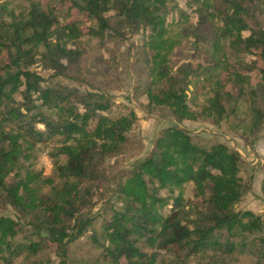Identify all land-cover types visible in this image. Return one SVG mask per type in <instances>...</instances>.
Returning a JSON list of instances; mask_svg holds the SVG:
<instances>
[{"label": "trees", "instance_id": "obj_1", "mask_svg": "<svg viewBox=\"0 0 264 264\" xmlns=\"http://www.w3.org/2000/svg\"><path fill=\"white\" fill-rule=\"evenodd\" d=\"M68 1L96 23L97 28L89 27L93 34L102 33L108 27L121 34L147 31L145 44L154 52V37L164 35L166 31L164 22L170 11L167 0ZM215 3L217 5H212L214 10L211 14L214 12L225 25L238 30L235 36H229L231 53L236 55L248 51L263 61L262 67H258L254 60L246 65L248 69L257 68L260 76V84L250 87L252 98L248 100L241 96L243 86L239 85V91L234 94L230 88L219 84L220 87H214L212 96L207 99L208 113L190 112L186 94L190 77L217 68L221 56L216 42L221 36L228 37L227 32L218 33L211 21L208 24L210 27L201 28L194 36L196 45L204 54V64L192 70L191 65L186 63L174 74L162 67L160 80H148V105L167 106L178 123L205 115L206 121L217 125L220 120H237L240 105L248 103L258 122L264 121V26H251L248 20L256 13L264 12V0H217ZM110 10L114 12L113 22L106 16ZM28 15L25 22L0 21V121L16 125L23 138L46 142L59 137L64 143L69 142L64 150L66 161L57 168L59 174L72 180L70 185L74 192L64 198L62 213L34 214L33 220L27 222L32 226L30 233L35 239L27 236L29 233L25 234L18 222H12L3 230L0 219L2 263L13 264L19 256L35 255L42 243L52 242L63 258L61 264H66L68 244L93 226V216L84 215L82 210L84 206L91 205L93 188L100 186L103 194L112 195L103 203V211L108 210L109 215L101 217L99 236L93 232L90 237L100 249L101 257L109 264H155V249L169 252L178 259H185L199 251L232 253L249 249L260 264H264L263 237L259 239V248L246 247L247 244L237 240L238 235H242L239 229L244 216H249L253 225L264 229V219L251 211L236 212L233 209V203L248 189L237 176L240 154L224 142L199 138L198 134L174 124L159 132L147 156L132 161L120 175L119 172H107L105 159L117 152L126 141L127 130L120 121L97 114V111L112 105V97L98 91L82 92L63 84L41 86L43 78L22 65L23 61L33 56L23 46L30 40L31 34L40 39L45 48V58L59 73H63L59 60L69 57L73 51L49 40L51 30L60 28L52 12L33 4ZM205 19L199 16V23L206 22ZM243 30H248L249 34L242 36L240 32ZM28 32H31L29 36ZM155 56V53L151 56L150 70L155 67ZM158 81H163L164 87H152ZM22 82L25 112L14 104L11 97ZM33 93H37L35 99L41 100V104L52 113L38 110L36 114H31L37 109L31 98ZM95 117L96 125L89 129L88 123ZM37 122L44 129L36 128L34 123ZM233 126L231 131L242 136L243 133L235 131L236 126ZM91 132L98 140L87 139ZM18 148L10 136L0 141V196L4 195L10 203L14 202L19 188L26 185L20 180L6 181L10 163L16 161V154L19 153ZM187 182L195 185V195L201 199L192 217L184 213L182 196L170 194ZM163 189L169 195H161L160 190ZM262 189L264 192V181ZM169 198L173 200V205L164 213ZM23 208L26 209L24 205ZM43 232L45 234H41ZM19 233L23 235L21 240L16 239Z\"/></svg>", "mask_w": 264, "mask_h": 264}, {"label": "rangeland", "instance_id": "obj_2", "mask_svg": "<svg viewBox=\"0 0 264 264\" xmlns=\"http://www.w3.org/2000/svg\"><path fill=\"white\" fill-rule=\"evenodd\" d=\"M215 2L217 0H167L170 11L164 22L166 31L164 35L154 37V52L145 44L147 31L121 34L108 27L102 33L93 34L89 27L97 28L96 23L79 12L68 0H2L0 21L25 22L33 4L46 12H52L57 17L60 28L52 29L48 38L52 43L59 42L73 51L69 57L59 60L63 73L50 66L40 39L31 32L27 34L28 36L31 34L32 37L23 46L24 50H30L33 56L28 61H23L22 65L43 78L40 83L43 87L63 84L76 87L82 92L92 90L112 97V105L106 110L97 111V114L105 115L112 121H120L127 130L126 141L120 145L117 152L108 155L105 159L107 172L112 174L119 172L120 175L121 171L129 168L132 161L148 155L159 132L177 124L192 134H198L199 138L224 142L240 154L237 176L248 189L238 201L233 203V209L236 212L251 211L263 220L264 121L258 122L249 108L250 105L248 103L240 105V115L237 120L232 121L228 118L217 121V125L206 121L205 115L178 123L167 106L148 105L149 98L146 93L148 80H160L162 67L170 74H174L183 64H190L192 70L199 64H204V54L196 45L194 36L201 28L210 27L208 24H211V21L214 22L218 33L227 32L228 37L221 36L216 42V49L221 56L217 68L190 77L186 89L190 112L208 113L207 99L212 96L214 87H220L219 84L227 89L230 88L234 94L239 91V85L243 86L241 96L248 100L252 98L250 87H257L260 84V76L257 68L248 69L246 65L252 64L254 60L258 67H262L263 61L248 51L236 55L231 53L228 41L238 33V30L225 25L214 12L211 14L214 10L212 5H217ZM113 13L112 10L106 13V16L110 17V22L114 21ZM201 15L206 17V22L199 23ZM248 20L251 26H264V12L256 13ZM240 34L247 36L249 31L243 30ZM153 53L156 55L155 67L150 70ZM162 82H154L152 87L158 85L164 87ZM23 90L22 82L18 84L11 97L14 98V104L25 112ZM36 97L37 93L31 95L34 106H37L31 114H36L38 110L47 114L52 113L49 108L41 104V100L35 99ZM78 108L82 110L80 105ZM96 121V117L90 120L88 128L93 129ZM34 125L38 129H44L41 123L37 122ZM231 126L243 135L234 134ZM21 132L16 125L0 121V141L10 136L19 147L16 161L10 163L6 181L20 180L23 184L26 183L19 188L13 203L7 202L3 194L4 197L0 196V219L3 230H6L12 222H18L25 234L29 233L27 236L35 239L36 237L30 233L32 226L27 222L33 220L34 214L62 213L64 198L74 192L70 185L72 180L59 174L57 168L66 161L64 150L69 142L64 143L59 137L51 138L46 142H37L28 137L23 138L19 135L22 134ZM87 139L98 140V137L91 132ZM107 143L111 144L109 141ZM195 192V185L187 182L170 193L172 196L178 194L182 196V208L184 207V213L189 217L195 214L198 207L196 205L201 203L200 197L196 196ZM103 193L100 186L93 188L91 205L84 206L82 210L84 215L93 216V226L88 228L79 239L68 244L66 264H109L101 257L100 249L90 237L93 232L99 236L101 217L109 215L108 210L103 211V203L112 195ZM160 194L169 195V192L163 189L160 190ZM113 201L114 199L111 200ZM172 205L173 200L169 198L163 212H168ZM239 232L242 235L239 234L237 240L247 244L246 247L261 246L259 239L264 238V229L253 225L249 216L243 217ZM22 236L19 233L16 239L21 240ZM155 251L157 254L155 264H260L249 249L232 253L199 251L185 259H178L164 250L155 249ZM62 260L56 245L49 242L42 243L35 255L17 257L13 264H61ZM0 264H3L1 258Z\"/></svg>", "mask_w": 264, "mask_h": 264}]
</instances>
